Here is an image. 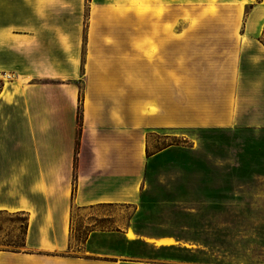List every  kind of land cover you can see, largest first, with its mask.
<instances>
[{"label": "crops", "instance_id": "1", "mask_svg": "<svg viewBox=\"0 0 264 264\" xmlns=\"http://www.w3.org/2000/svg\"><path fill=\"white\" fill-rule=\"evenodd\" d=\"M44 3L0 0V77L14 76L0 87V215L26 218L22 245L0 246V264H193L127 248L195 251L109 214L86 224L73 245L74 210L137 209L148 137L158 130L264 129V0L240 22L153 27L165 89L144 88L142 47L134 89L89 85L78 24L60 32Z\"/></svg>", "mask_w": 264, "mask_h": 264}, {"label": "rangeland", "instance_id": "2", "mask_svg": "<svg viewBox=\"0 0 264 264\" xmlns=\"http://www.w3.org/2000/svg\"><path fill=\"white\" fill-rule=\"evenodd\" d=\"M45 1L47 21L60 32L64 25L74 32L71 24H78L89 85L110 89L121 81L134 89V50L142 47L144 54L138 59L144 88L151 84L165 89V56L158 54L157 45L160 28L153 27L240 22L260 0ZM85 80L75 81L79 89L86 88ZM81 103L80 97L82 115ZM148 146L140 206L74 210L73 245L83 238L86 224L109 214L115 223L131 221L146 234H173L195 250L156 252L140 244L126 246L151 257L193 264H264V129H164L149 135ZM154 153L157 156H151ZM25 220L0 215V246L22 245ZM101 225L107 223L102 220Z\"/></svg>", "mask_w": 264, "mask_h": 264}, {"label": "built area", "instance_id": "3", "mask_svg": "<svg viewBox=\"0 0 264 264\" xmlns=\"http://www.w3.org/2000/svg\"><path fill=\"white\" fill-rule=\"evenodd\" d=\"M13 76L12 74H9V73H5L3 76L0 77V87L2 86V84L4 82H10L13 80Z\"/></svg>", "mask_w": 264, "mask_h": 264}, {"label": "trees", "instance_id": "4", "mask_svg": "<svg viewBox=\"0 0 264 264\" xmlns=\"http://www.w3.org/2000/svg\"><path fill=\"white\" fill-rule=\"evenodd\" d=\"M135 229H136V230H140L137 226H135Z\"/></svg>", "mask_w": 264, "mask_h": 264}, {"label": "bare ground", "instance_id": "5", "mask_svg": "<svg viewBox=\"0 0 264 264\" xmlns=\"http://www.w3.org/2000/svg\"><path fill=\"white\" fill-rule=\"evenodd\" d=\"M13 76V75H12ZM14 77V76H13Z\"/></svg>", "mask_w": 264, "mask_h": 264}]
</instances>
